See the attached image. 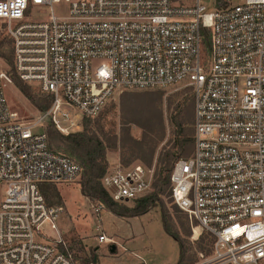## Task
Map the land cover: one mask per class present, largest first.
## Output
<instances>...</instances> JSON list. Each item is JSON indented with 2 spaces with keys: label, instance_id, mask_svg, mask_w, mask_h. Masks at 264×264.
I'll return each mask as SVG.
<instances>
[{
  "label": "built area",
  "instance_id": "obj_1",
  "mask_svg": "<svg viewBox=\"0 0 264 264\" xmlns=\"http://www.w3.org/2000/svg\"><path fill=\"white\" fill-rule=\"evenodd\" d=\"M0 24L17 75L51 98L23 118L0 71V264H83L44 188L76 182L84 168L50 146L48 124L78 133L117 92L182 83L193 92L194 141L170 171L171 198L193 237L211 241L193 264H263L264 0H0ZM150 173L118 167L102 186L136 202L153 189ZM96 205L98 242L115 245Z\"/></svg>",
  "mask_w": 264,
  "mask_h": 264
},
{
  "label": "rangeland",
  "instance_id": "obj_2",
  "mask_svg": "<svg viewBox=\"0 0 264 264\" xmlns=\"http://www.w3.org/2000/svg\"><path fill=\"white\" fill-rule=\"evenodd\" d=\"M56 9L58 13L64 12L63 6H57ZM42 16L46 17L47 14L43 13ZM8 40L9 39L4 32V26L0 24V41H4L1 46V51L7 55H11V45H9ZM9 66L10 65L6 59L0 56V71L2 70L9 74ZM26 84L31 87L32 91L37 97H40L41 100L46 96L37 86L29 83ZM5 91L9 106L13 110L18 111L23 118H35L41 111L23 93H21L16 86L14 79L13 84H8ZM126 93H153L156 96L159 93L162 96V100H159L158 105L163 111L167 134L165 141L158 148L152 165L145 164L137 157L136 153L132 150L131 141L125 144L123 143L125 135L124 125L122 123L121 98L122 95ZM178 105H181L180 108H182L181 117L185 121L186 126L193 130L194 135V99L190 86L182 83L164 89L125 90L117 92L108 101L103 111L96 118H92V129L108 144L106 156L109 167L107 172H112L118 167L126 168L133 164L141 163L147 169L151 170L150 175H152L153 189L150 193H152L154 191V183L159 176L161 158L166 151L172 148L175 150L174 125L172 124L171 119L176 113V107ZM50 125L51 124H48L46 127L47 133ZM83 129L81 131H83ZM130 136L132 138L141 139L143 137V129L136 124H132ZM114 140L117 142L116 147L110 145ZM51 145L53 146V144ZM53 147L58 151L68 154L63 149H58L55 146ZM191 150L193 151V147ZM81 179L82 176L76 182L70 184L58 183L44 188V194L48 203L54 207H62V210L58 212L59 215L57 218L59 234L74 251L79 260H81V258H91L95 260L96 258V264H122L125 260L123 257L119 258V254H121V252H126L124 254L125 257L128 256V254L134 256L131 251L132 248H129L127 245H125L126 249L118 246L117 251L112 252L111 248L113 244L98 242V235L101 232L98 229L93 212V207H98L96 205L98 200L91 199L82 194L80 188ZM159 196L162 200L163 207L166 209L167 214H169V223L172 230L178 233L185 247V261L183 264H193L200 260L201 254L208 255L210 252L211 241L204 237H201L198 240L193 237V226L195 227L196 225H192L188 215L182 212L173 203L171 198V185L169 184L165 191L160 193ZM120 203L129 206L135 205V202ZM106 211L107 208L101 214L103 217L101 223L104 225V231L107 232V234H110V229L106 227V224L111 221V217H109L110 215L106 213ZM106 214L107 218L104 219ZM161 215L162 206L158 205L148 213L144 214L141 219H135L130 222L134 227L135 234L139 238L137 240H139L142 245L146 243L150 244L149 250L147 248L146 251L140 252L144 257L146 264H175L180 255L179 244L164 230ZM115 222L117 221L115 220ZM119 223L120 222H117L115 226L119 225L120 230L128 228L127 225ZM143 226L146 227L147 231L142 230ZM143 232H147V234L144 235ZM46 233L53 238L58 236L55 229H47ZM135 259H137L138 262H141L140 259Z\"/></svg>",
  "mask_w": 264,
  "mask_h": 264
},
{
  "label": "trees",
  "instance_id": "obj_3",
  "mask_svg": "<svg viewBox=\"0 0 264 264\" xmlns=\"http://www.w3.org/2000/svg\"><path fill=\"white\" fill-rule=\"evenodd\" d=\"M8 43L12 40L8 37ZM4 41H0V56L5 58L10 65L9 74L14 79L18 89L23 93L36 107L41 111L46 110L51 104V98L46 95L42 100L32 91L16 73L13 61V52L7 55L1 51ZM162 96L158 93H126L121 98V111L124 125V141L132 142V150L145 164L152 165L158 148L165 141L167 127L163 116L162 108L158 105ZM181 105L176 107V113L171 122L174 125L175 150L172 148L165 152L160 160L159 176L154 183V191L147 196L137 200L134 206L115 201L108 191L102 186V178L106 174L109 164L107 161L108 144L92 129L93 119L84 120V129L78 133L64 135L60 133L53 125L49 126V142L54 148L65 150L68 155L80 162L84 168L80 188L83 195L101 201L107 210L119 217L141 216L152 210L154 207L162 206L161 220L164 230L180 247V255L177 264H183L185 261V247L178 233L172 230L169 223V214L163 207L159 196L170 184V171L174 163L181 157H187L192 153L193 130L188 128L181 117ZM136 124L143 129L141 139L130 136L131 125ZM116 140L110 145L116 147ZM53 144V146L51 145ZM189 147V148H188ZM55 149V148H54ZM83 264H95L93 259L81 258Z\"/></svg>",
  "mask_w": 264,
  "mask_h": 264
},
{
  "label": "crops",
  "instance_id": "obj_4",
  "mask_svg": "<svg viewBox=\"0 0 264 264\" xmlns=\"http://www.w3.org/2000/svg\"><path fill=\"white\" fill-rule=\"evenodd\" d=\"M105 210H106V208H104L102 213ZM106 213H108L110 215L109 217H111L110 218L111 221L108 222V224H106V227H108L110 229V234H108V235H111L112 238L116 241V244L115 245L113 244L115 246V251L114 252L117 251V248H118L119 244H120V247H123L125 249H126L125 245H127L129 248H132L131 251H132L134 256H130V254H128V256L125 257L124 254L126 252L125 253L121 252V254H119V258L123 257L124 260H125V262H122V264H146V262L144 260V257L140 254V252L146 251L147 248L149 250L150 249V244L146 243V244L142 245V243L139 240H137L139 238L135 234V230H134L133 225L130 224V222L135 220V219H141L143 215L135 216V217H119V216L113 214L112 212H110L109 210H107ZM106 218H107V214L104 217V219H106ZM102 219H103V217H102ZM115 220L117 222H120L119 224L127 225L128 228L120 230V226L119 225L115 226V224L117 223V222H115ZM162 225H163V223H162ZM102 226H104V225L102 224ZM142 230L147 231L145 226L142 227ZM143 234L146 235L147 232H143ZM134 257L140 259L141 262H138V260L135 259ZM178 259H179V257H178ZM177 262H178V260L176 261L175 264H177Z\"/></svg>",
  "mask_w": 264,
  "mask_h": 264
},
{
  "label": "water",
  "instance_id": "obj_5",
  "mask_svg": "<svg viewBox=\"0 0 264 264\" xmlns=\"http://www.w3.org/2000/svg\"><path fill=\"white\" fill-rule=\"evenodd\" d=\"M111 251L114 252L115 251V246L113 245L112 248H111ZM96 262V258L94 260Z\"/></svg>",
  "mask_w": 264,
  "mask_h": 264
}]
</instances>
